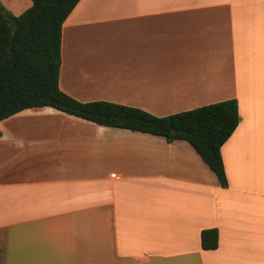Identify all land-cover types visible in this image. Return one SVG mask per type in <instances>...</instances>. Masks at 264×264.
I'll return each instance as SVG.
<instances>
[{
	"label": "crops",
	"instance_id": "obj_1",
	"mask_svg": "<svg viewBox=\"0 0 264 264\" xmlns=\"http://www.w3.org/2000/svg\"><path fill=\"white\" fill-rule=\"evenodd\" d=\"M61 58L82 103L166 117L236 99L229 185L186 141L24 110L0 122V264H264V0H80Z\"/></svg>",
	"mask_w": 264,
	"mask_h": 264
},
{
	"label": "trees",
	"instance_id": "obj_2",
	"mask_svg": "<svg viewBox=\"0 0 264 264\" xmlns=\"http://www.w3.org/2000/svg\"><path fill=\"white\" fill-rule=\"evenodd\" d=\"M14 16L0 3V122L27 109L54 108L100 126L188 142L216 175L229 183L221 154L240 123L236 99L166 117L116 103H82L60 89L63 25L80 0H32ZM1 136V132H0ZM204 250L219 246L217 229L201 233Z\"/></svg>",
	"mask_w": 264,
	"mask_h": 264
},
{
	"label": "rangeland",
	"instance_id": "obj_3",
	"mask_svg": "<svg viewBox=\"0 0 264 264\" xmlns=\"http://www.w3.org/2000/svg\"><path fill=\"white\" fill-rule=\"evenodd\" d=\"M2 252H3V236L0 234V263L2 258Z\"/></svg>",
	"mask_w": 264,
	"mask_h": 264
}]
</instances>
